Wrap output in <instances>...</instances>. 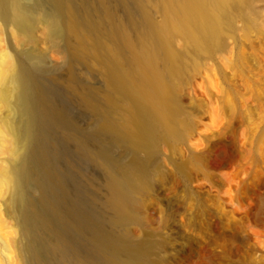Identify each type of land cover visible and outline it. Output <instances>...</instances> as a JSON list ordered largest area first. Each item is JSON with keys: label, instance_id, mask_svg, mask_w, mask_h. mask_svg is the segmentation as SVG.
<instances>
[{"label": "rangeland", "instance_id": "374dc122", "mask_svg": "<svg viewBox=\"0 0 264 264\" xmlns=\"http://www.w3.org/2000/svg\"><path fill=\"white\" fill-rule=\"evenodd\" d=\"M140 1L149 21L161 24V1ZM105 5L126 33L129 46L121 57L129 69L133 52L152 46L147 28L131 27L120 0H105ZM107 14L96 11L97 20L108 21ZM4 24L0 21V65L6 51L22 60L82 131L102 125L101 114L78 100L90 87L101 108L109 106L112 119L130 133L132 100L111 82L118 40L110 31L103 27L92 35H72L75 60L70 64L47 40L14 46L10 25ZM172 49L178 72L169 78L166 96L174 132L159 133L154 147L143 150L151 174L128 234L145 248L153 245L144 264H264V0H233L216 40L200 46L176 34ZM5 91L8 99L9 84ZM12 117L10 111H0L3 124ZM51 133L60 142L59 165L72 193L91 196V205L100 209L106 195L101 165L78 157V144L61 131ZM8 261L0 230V264Z\"/></svg>", "mask_w": 264, "mask_h": 264}, {"label": "bare ground", "instance_id": "6f19581e", "mask_svg": "<svg viewBox=\"0 0 264 264\" xmlns=\"http://www.w3.org/2000/svg\"><path fill=\"white\" fill-rule=\"evenodd\" d=\"M160 1L165 17L161 24H153L140 0H120L131 27H146L152 45L133 52L128 69L121 57L129 46L126 33L105 0H0V21L10 25L14 46L47 40L70 64L75 60L72 35L82 31L92 35L103 27L110 31L118 40L111 82L117 92L131 98L133 108L128 133L112 119L109 106L101 108L87 86L78 100L101 114L102 125L82 131L37 73L5 52L0 65V111H10L13 117L6 124L0 122V230L6 237L8 264H144L149 257L153 245L145 248L130 238L127 228L137 220L139 195L151 174L143 150L154 147L159 133L174 132L168 123L172 108L166 96L169 78L178 72L173 37L179 34L200 46L216 40L233 0ZM102 10L108 12L104 23L96 16ZM94 45L101 47L97 38ZM51 130L74 140L78 157L101 165L106 195L100 209L91 205V196L84 198L80 190L72 193L59 165L60 142Z\"/></svg>", "mask_w": 264, "mask_h": 264}]
</instances>
